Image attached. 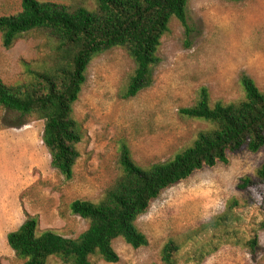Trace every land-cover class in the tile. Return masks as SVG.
Returning a JSON list of instances; mask_svg holds the SVG:
<instances>
[{
  "label": "rangeland",
  "instance_id": "obj_1",
  "mask_svg": "<svg viewBox=\"0 0 264 264\" xmlns=\"http://www.w3.org/2000/svg\"><path fill=\"white\" fill-rule=\"evenodd\" d=\"M94 6L93 0H39ZM22 0H0V16L21 10ZM188 31L176 19L161 38L159 62L153 83L135 96H123L134 61L123 48L114 47L94 57L74 103L82 139L73 177L51 166L42 142L43 121L20 117L0 106V129L28 131V149L14 132L0 135V264H23L8 246L6 236L28 216L37 219L39 231L53 230L76 238L87 221L70 212L75 199L98 200L119 172L121 147L127 145L139 165L164 162L189 145L207 124L184 116L180 109L194 105L202 87L211 101L243 96L241 74L264 91V0H189ZM54 43L41 32L19 38L12 47L2 45L0 79L7 85L26 81L30 70L52 61ZM21 134V132H20ZM26 136V134L24 135ZM25 143V140H24ZM27 159V160H26ZM24 160V161H22ZM264 163V146L229 155L227 164L194 172L165 189L138 217L135 225L145 234L146 246L133 248L121 238L112 242L119 260L109 263L98 255L92 264H164L163 245L184 242L178 264H264V187L237 188L241 178L254 177ZM20 175L15 181L14 170ZM255 238L256 244L250 247ZM203 255V256H202ZM48 264H64L52 256Z\"/></svg>",
  "mask_w": 264,
  "mask_h": 264
},
{
  "label": "trees",
  "instance_id": "obj_2",
  "mask_svg": "<svg viewBox=\"0 0 264 264\" xmlns=\"http://www.w3.org/2000/svg\"><path fill=\"white\" fill-rule=\"evenodd\" d=\"M93 1L92 8L77 5L69 9L51 1L22 0L20 11L0 16L3 47H12L32 32H41L54 43L51 63L30 70L26 81L7 85L0 79V106L17 114L15 124H7L9 127L26 124L20 117L43 121L42 142L50 154L51 166L68 180L73 177L80 155L77 144L82 139L73 106L92 59L111 48H123L135 66L123 96L133 97L153 83L161 38L169 31L170 21L178 20L188 31L189 0ZM240 83V98L211 101L202 87L196 103L180 109L182 115L200 119L207 126L168 160L139 165L124 144L118 175L102 196L96 201L75 199L69 205L72 214L88 223L78 237H64L53 230L39 231L36 217L28 216L7 234L8 246L23 264H48L52 256L64 264H92V255L114 263L119 260L112 246L116 238L133 248L146 246L147 237L135 221L165 189L198 170L227 164L230 154L257 152L264 146V91L244 73ZM256 187H264V163L256 168L254 177L245 176L237 184L243 191ZM184 242L169 239L163 245L164 264H178L174 257ZM255 244L253 238L249 245L253 248ZM201 262L200 258L197 264Z\"/></svg>",
  "mask_w": 264,
  "mask_h": 264
},
{
  "label": "crops",
  "instance_id": "obj_3",
  "mask_svg": "<svg viewBox=\"0 0 264 264\" xmlns=\"http://www.w3.org/2000/svg\"><path fill=\"white\" fill-rule=\"evenodd\" d=\"M18 128V127H16ZM25 130L23 129H12V128H4V129H0V135H3L4 133H11V132H14L15 134V137H17L16 139H20L22 140V145H21V156H22V159L24 158L23 154H24V144L26 145V151L28 149V137H29V134H28V131H26V133H24ZM21 132V134H20ZM26 134V136H24ZM24 140H25V143H24ZM28 152V151H27ZM27 160V159H26ZM24 161V160H22ZM15 172V175H14V179L15 181L17 180L18 176L20 175V172L18 170V168H16L14 170Z\"/></svg>",
  "mask_w": 264,
  "mask_h": 264
}]
</instances>
